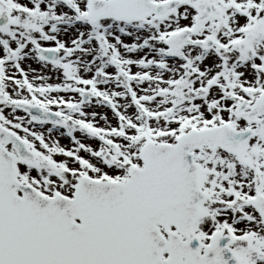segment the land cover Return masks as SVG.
Wrapping results in <instances>:
<instances>
[{"label": "snow or ice", "instance_id": "snow-or-ice-1", "mask_svg": "<svg viewBox=\"0 0 264 264\" xmlns=\"http://www.w3.org/2000/svg\"><path fill=\"white\" fill-rule=\"evenodd\" d=\"M0 264H264V0H0Z\"/></svg>", "mask_w": 264, "mask_h": 264}]
</instances>
